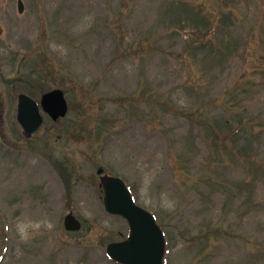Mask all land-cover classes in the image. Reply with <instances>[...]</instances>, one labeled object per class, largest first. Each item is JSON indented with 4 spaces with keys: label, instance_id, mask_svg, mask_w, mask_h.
<instances>
[{
    "label": "rangeland",
    "instance_id": "rangeland-1",
    "mask_svg": "<svg viewBox=\"0 0 264 264\" xmlns=\"http://www.w3.org/2000/svg\"><path fill=\"white\" fill-rule=\"evenodd\" d=\"M23 2L0 0L5 79L69 112L29 139L0 122V264H115L99 167L155 214L165 264H264V0Z\"/></svg>",
    "mask_w": 264,
    "mask_h": 264
},
{
    "label": "water",
    "instance_id": "water-1",
    "mask_svg": "<svg viewBox=\"0 0 264 264\" xmlns=\"http://www.w3.org/2000/svg\"><path fill=\"white\" fill-rule=\"evenodd\" d=\"M18 10L20 13L24 10L22 0L18 1ZM41 107L55 121L65 117L68 111L67 101L60 89L44 94ZM17 117L26 137L37 131L43 122L38 103L25 94L19 96ZM98 173L102 174L103 169L100 168ZM101 185L105 193L103 201L106 211L124 218L130 229L126 240L107 246L108 257L118 264H163L165 238L155 217L135 204L130 191L120 178L103 175ZM64 226L72 232L81 229V223L72 213L65 216Z\"/></svg>",
    "mask_w": 264,
    "mask_h": 264
},
{
    "label": "flooded vegetation",
    "instance_id": "flooded-vegetation-1",
    "mask_svg": "<svg viewBox=\"0 0 264 264\" xmlns=\"http://www.w3.org/2000/svg\"><path fill=\"white\" fill-rule=\"evenodd\" d=\"M2 60V57L0 56V61ZM5 62L2 61L0 63V82L3 83L9 90V94L2 95L0 94V122H3L5 118H11L14 114L16 116L17 111V98L13 91V84L14 80L13 78H7L5 79L4 73L2 71V66H5ZM4 76V77H3ZM2 125V123L0 124Z\"/></svg>",
    "mask_w": 264,
    "mask_h": 264
}]
</instances>
